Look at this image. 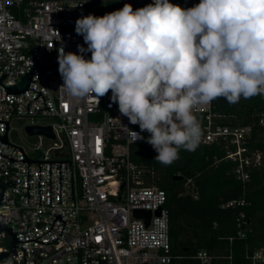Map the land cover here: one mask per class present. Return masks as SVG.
Listing matches in <instances>:
<instances>
[{"label":"built area","instance_id":"obj_1","mask_svg":"<svg viewBox=\"0 0 264 264\" xmlns=\"http://www.w3.org/2000/svg\"><path fill=\"white\" fill-rule=\"evenodd\" d=\"M152 0H0L9 14L0 29V220L14 232V253L0 264H172L183 257L170 246L166 192L144 185L142 170L132 160L139 130L120 115L111 93L72 99L59 88L60 48L77 52L87 47L75 32V21L88 14L102 16L130 3L135 10ZM182 8L199 0H170ZM90 58L91 53H84ZM30 75L21 93L7 87ZM202 117V144H222L235 163L237 179L263 164L264 155L250 150V126L215 124L212 103L196 113ZM49 126L53 137L31 146L9 139L11 123ZM259 125L264 126V113ZM6 136L7 141L1 140ZM45 140V142L43 141ZM243 205L232 200L226 206ZM151 213L149 225L133 216ZM244 212L238 215L240 220ZM239 236L244 232L238 231ZM12 237L0 232V254L10 251ZM191 264H215L216 256L196 251ZM230 259V255L228 256ZM248 264H264V248L246 254Z\"/></svg>","mask_w":264,"mask_h":264},{"label":"clouds","instance_id":"obj_2","mask_svg":"<svg viewBox=\"0 0 264 264\" xmlns=\"http://www.w3.org/2000/svg\"><path fill=\"white\" fill-rule=\"evenodd\" d=\"M8 19L0 10V29ZM75 32L87 47L60 48L59 88L97 103L110 92L120 115L149 134L164 166L199 147L196 113L214 100L234 105L264 96V0H199L188 8L152 0L135 10L124 3L78 18Z\"/></svg>","mask_w":264,"mask_h":264},{"label":"trees","instance_id":"obj_3","mask_svg":"<svg viewBox=\"0 0 264 264\" xmlns=\"http://www.w3.org/2000/svg\"><path fill=\"white\" fill-rule=\"evenodd\" d=\"M212 110L215 124L250 126L247 146L264 155V126L258 121L264 113V96L242 98L234 105L217 98ZM132 126L140 131L138 125ZM140 133L143 139L133 145L131 156L142 170L144 185L166 192L171 252L183 257L172 264H191L187 257L200 249L216 256L215 264H248L245 255L264 248V163L251 168L249 178L241 181L222 144L200 143L194 152L181 150L177 161L164 166L146 142L149 134ZM232 200L244 204L226 206ZM240 212L245 217L238 227Z\"/></svg>","mask_w":264,"mask_h":264},{"label":"water","instance_id":"obj_4","mask_svg":"<svg viewBox=\"0 0 264 264\" xmlns=\"http://www.w3.org/2000/svg\"><path fill=\"white\" fill-rule=\"evenodd\" d=\"M29 80H30V75H26L22 78L20 83L14 85V86L7 87V89L9 92H12V93H21L27 88ZM25 130L30 135L44 134L47 137H53V133H52L51 128L49 126H38V125L37 126H26ZM1 140L6 142L7 141L6 136L2 137ZM178 178H179V176L174 177V179H178ZM8 186H9V183L0 182V204H1L2 193H3L4 189ZM133 216L136 219L144 220L149 225V221H150V217H151V213L149 211H147V210H135L133 212ZM3 231H5L11 235L12 242L10 244V251L7 253L0 254V260L9 258L14 253V246L16 243V240L14 238V232L10 228L6 227L0 220V232H3Z\"/></svg>","mask_w":264,"mask_h":264},{"label":"rangeland","instance_id":"obj_5","mask_svg":"<svg viewBox=\"0 0 264 264\" xmlns=\"http://www.w3.org/2000/svg\"><path fill=\"white\" fill-rule=\"evenodd\" d=\"M22 120H15L11 123V131L9 134V139L22 146H31L32 143L37 141L36 135H27L22 131ZM45 142V140H43ZM264 163V157H263Z\"/></svg>","mask_w":264,"mask_h":264}]
</instances>
